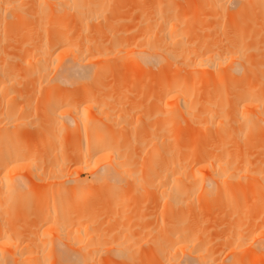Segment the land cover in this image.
<instances>
[{"label": "bare ground", "instance_id": "obj_1", "mask_svg": "<svg viewBox=\"0 0 264 264\" xmlns=\"http://www.w3.org/2000/svg\"><path fill=\"white\" fill-rule=\"evenodd\" d=\"M127 1L135 3L134 7L147 2L149 8L145 9V29L125 36L113 26L115 11L111 8L105 15L107 7L102 0H0V106L7 111L3 115L0 110V176L5 171L24 170L41 180L29 192H0H5L0 195L1 207L9 202L17 203L11 209L28 204L36 210H32L36 220L29 234L26 229L21 231L24 224L14 219L15 208L8 207L5 216L0 212V264H264V18L258 16L262 19L259 23L255 14L245 30L246 19L240 17V9L245 8L253 16L259 9L264 15V0H197L185 20L171 22L160 0ZM249 1L253 5L248 6ZM247 39H254L252 53ZM228 57L234 66L224 72L221 68ZM126 58L143 65L174 67L161 87L167 102L174 101L171 112L184 113L199 129L209 127L205 141L188 150L186 145H168L171 131L180 134L174 119L153 127L154 154L147 171L151 196L147 199L151 207H157L153 219L158 218L151 230L147 262H141L140 253L125 250L118 241L109 245L106 240V245L102 238L96 240L94 233L82 235L90 223L85 228L83 222L75 227L71 237L78 246L71 241V249L58 250L53 244L50 248L45 236L37 234L47 225L51 230L59 226L57 233L67 232L73 219L64 209L73 205L85 212L89 199L98 194L97 186L134 173L133 152L114 144L109 131L126 125L121 120L124 114L107 111L101 118H82L77 114L80 98L72 95L117 92L120 86L114 84L116 80L100 79H113L112 70ZM225 74L233 79L237 76L234 90L226 96L222 92ZM33 97L45 110L38 123L32 122L31 114L23 113ZM69 102L73 106L65 107ZM63 106L70 118L63 116L67 113ZM28 121L32 126L22 139L24 133L20 136L19 131ZM16 126L21 130L13 131ZM81 126L86 128L84 154L75 149ZM228 128L240 131L243 141L247 139L245 148L233 151L225 147ZM67 129L72 147L67 141L64 150L67 154L71 148L74 151L63 158L59 152L64 147L60 150L57 143L66 144ZM256 145L258 150L252 151ZM245 158L249 159L246 165L234 175ZM72 161L74 170L69 168ZM201 163L208 168L201 181L194 174L191 178L176 174L193 171ZM78 168L101 183L88 190L78 188ZM252 171L260 182L257 203L252 202L254 207L247 204L240 212L236 198L242 193L237 189ZM72 181L75 186L68 184ZM205 181H209L207 185ZM58 186H64V191L58 193ZM230 187L235 191L229 193Z\"/></svg>", "mask_w": 264, "mask_h": 264}, {"label": "rangeland", "instance_id": "obj_2", "mask_svg": "<svg viewBox=\"0 0 264 264\" xmlns=\"http://www.w3.org/2000/svg\"><path fill=\"white\" fill-rule=\"evenodd\" d=\"M102 1L107 7L105 15L108 14V10L111 8L115 11L116 18L113 21V26L119 29L122 35H125V36L134 35L138 33L139 31L145 29V23H146L145 9L149 8L147 2H145L144 5H141L140 7H136V6L134 7L135 3L133 5V3L128 2L127 0H102ZM249 2L250 3H248V6L253 5V3H251L252 1H249ZM160 3L164 6V10L168 12V14L166 15L167 21L171 22L177 19L185 20L186 16L189 15L190 10L196 8L197 0H160ZM256 6L257 8H260L259 5H256ZM239 7L240 5L237 8H235V10H238ZM240 11H241L240 13L241 20L246 19V21L244 20L245 24H243V28L245 30L248 29V26H247L249 25L248 22L251 21L250 24H252V19H255V14L258 13L257 17L259 16L262 19L264 18V15H262L263 10L260 11V9H259V12H254V16L248 10V8L240 9ZM154 15L157 20L160 19L158 11H155ZM259 17L257 18V21L259 20L258 22L262 23L260 22L262 21V19ZM15 34L17 36L18 32H15ZM16 38H19V37H16ZM246 41H247L248 51L250 53L254 52V50L251 48V45L254 43V39H247ZM233 66H234V63L230 60V57H228V61L223 64L221 70H223L224 72H229V71H232L231 67ZM173 69L174 67H171L165 64H162V65L159 64L158 66L143 65L141 62H137L135 60L126 58L124 62L122 63V65L119 66V68L112 70L113 79H106V78L100 79V80H109V81L116 80L115 83L112 81L110 82L114 83L115 85L117 83L120 86V89H118L117 92L116 91L115 93L109 92L108 94H106V92L104 94L103 93L102 94L101 93L100 94L98 93L90 94V96L88 97L81 95L79 93L72 94L73 96L80 98V99H77V101L79 100V102L77 103L78 105L77 114L82 118L84 117L91 118V119L92 118L96 119L97 117L101 118L104 112L106 113L107 111L109 113L111 112V114H114V115L115 114L117 115L118 112L124 114L121 120H123L125 122L124 124L126 125L121 128L113 127L111 128V130L109 129V131L114 141V144H121L123 149L131 151L130 153L133 152L132 154L134 157L133 159L134 173L124 176V177H120V179H116L117 181L109 180L110 182L108 181V183L103 184L102 185L103 187H102L100 185L97 186L98 184L101 183V181H97V179H94L93 176L89 175L87 172L85 173V171H81V168H78L76 172L80 170L81 173L79 171L80 180L78 182V185L76 186H79L78 188H83V189L85 188L86 190H88V188L91 189L92 186H94L96 183L94 187L97 186L96 192H98V194H96V196H93L91 199H89V201L87 202V204L89 203V205H85L87 206V209H85L86 210L85 212L83 209H81L82 210L81 211L79 208L75 209V207L74 208L71 207L73 205H69V208L64 209L67 216L73 219L72 220L73 225L72 227L69 228L67 232L59 233L60 231H58L57 233L55 229L59 228V226L55 227L54 230H51L50 228H47L49 227L48 225L47 227L42 228L43 230H40V232H37V234L40 237L45 236L46 241L48 240L47 243L49 242L48 244L50 248L52 247L51 244H53L55 248H58V250L65 248V247L69 249L73 248L71 245L75 243L74 241L75 239L74 240L72 239L71 233L74 232L75 227L79 226V224L83 222L84 224L82 223L83 225L82 227L85 228L86 226H88L87 224L90 223V225L88 226L87 232L84 230L82 235L84 234L86 235V233L87 234L94 233L95 234L94 238L96 240H100L96 237L102 238V241H104L106 245H108L106 240L109 242V245L114 240L118 241L119 245H121L122 248H124L125 250L132 251L134 253H137L138 255L140 253L142 259L145 258V261H142V259H140L141 262H147L148 256L146 255H148L147 253L150 254L149 251L151 249L150 247L152 244L150 239H152L153 232H154V231L152 232L151 230L154 229V225H156L155 222H157V218H158L156 217V221H155V218L153 219V215L154 213H156L157 207H154L155 206L154 204L151 207V204H150L151 202L148 201L149 199H147L149 198V196H151L150 195L151 187H150V182H149L150 174H148L150 170L149 172L147 171L148 169L151 168L152 157L154 154V150L152 147V144H153L152 141L154 138V131H153L154 128L153 127L161 126L172 119L177 121L179 123V124L177 123V126L179 127H176V130H178V132L180 131L179 132L180 134L177 135L174 131H171L170 134L168 135V137L171 139V141H168V145L169 147L174 146L175 148L181 147V145L185 147L186 145L187 148L185 147V149L187 150L193 144L194 145L192 147L197 146L198 144L200 145V143L204 142L206 139L205 138L206 136L204 135H206L205 133L209 131V127L199 129V127L196 124L192 123L190 120L187 119L184 113L176 112L173 114L171 112V110L174 108L173 107L174 101L167 102L166 93L165 91L161 90V87L162 85L166 83L167 78L173 72ZM231 73L232 72L228 74L230 75ZM226 74L223 77V80L225 79L223 82L224 91H222L224 92L223 93L224 96L232 92L235 88V85H236L235 83H237L236 75H234L235 79H233V77H229V75H226ZM231 76L233 75L231 74ZM250 77H251V74H250ZM218 85L220 86V83ZM221 86H222V83H221ZM20 100L21 98L20 99L18 98L19 104L21 102ZM65 104H66L64 105L65 107L73 106V104L70 102L65 103ZM42 106L43 105L41 104V101L37 100L36 97H33L31 106L27 109H24L23 113L24 115L31 114L34 117L32 122L38 123L40 122L39 120L41 119L40 114L41 113L43 114L45 111L44 109H42ZM64 106L62 108L63 110L65 109ZM40 109H42V111ZM62 109L58 110L60 112V113L58 112V114H60L58 115L59 118H61ZM111 109L112 110L114 109L115 111L114 110L112 111ZM0 110L3 111V115H5V113L7 112L6 109L2 108L1 106H0ZM68 115L69 114L67 112L63 116L67 118L69 117ZM173 115H174V118H171ZM1 121L4 122L3 118L1 119ZM18 126H21V125H18ZM18 126H16L15 128L12 127V130L13 131L21 130V128H18ZM24 126L22 125L21 127H24L25 129L22 131H19V132H22V133H19L20 136L24 133V131L27 128L31 127L32 125H31V122L28 121L26 125ZM223 126L225 125H222L221 127ZM228 129H229L228 133H230V135L226 137L225 147L233 151H235L234 148L243 149L244 147L243 144H245L247 139L246 141H243V135L241 134L240 131L232 130L231 128H228ZM67 130H69V132L66 133V139H64L66 140V144L65 142L63 143L62 141L61 142L58 141L57 143L60 150L62 147H64V145H67V141L69 142L68 145L71 144L70 143L71 139L69 140L71 131L70 129H67ZM85 133H86V128L84 126H81L80 132H79L80 138L78 139V144H76L77 146L75 147V149L77 148L78 151H80L83 154L87 150V147L85 145V141H86ZM23 135H24L23 138L21 137L22 139L26 137L25 133ZM176 135L178 137H175ZM20 136L19 135L16 136L18 137L17 138L18 140ZM59 136L60 134L58 135V137ZM225 136H223L221 140H223ZM244 137L247 138L246 136ZM21 141L23 142V140ZM36 141H37V138H36ZM15 142L19 143L17 142V140ZM184 147H182L183 148L182 150H184ZM258 147L256 145L252 149L251 148L250 149L253 151V149L255 148V151H257ZM64 149L66 148L64 147L63 151L62 150L60 151L62 154L60 152L59 154L62 155L63 158H66L67 153L65 152ZM73 149L71 148L70 151L68 149L69 151V152L67 151L68 154L70 152L73 153L74 151ZM64 153L65 155H63ZM59 159H61V156L59 157ZM242 160H243L242 162L243 167L237 170L234 175H237L238 172H240L244 168V166L246 165V161H248L249 159L245 158ZM72 162L71 164H69L71 165L70 167L69 165L67 166L70 169L74 170L73 164L75 163L74 162L72 163ZM257 171L263 172V170H259V169H257ZM198 172L200 173L199 175H198ZM176 174L178 175L181 174L182 176L186 178H191L192 174H194V176L197 177L196 179L198 181H201L202 179L200 180V178H202V175L203 177H205L208 174V168H206L205 163H201V164H198V166L195 169H193V171H187V172L181 171V172H177ZM31 177L32 176L29 173H26L24 170L8 171V172L5 171L0 176V192L4 190L5 192L6 191L9 192L10 191L9 189H11V191H15L19 193H24L28 190H33L36 187L33 188L32 186H37L38 183H40L39 181L41 180L38 181L36 180L37 177L36 179L35 177L33 178ZM142 177H144V179H142ZM31 179L34 180V182ZM93 180L95 182H93ZM72 182L68 184L75 186V182L73 183ZM208 182L209 181H205V184L207 185ZM259 183L260 182L255 178V174L253 171L250 172L249 176L243 179L242 185L237 189V192L242 193V195L238 194L236 198V200L238 201V204L240 205L239 206L240 212L241 210L245 208L247 204H250V203L252 204V202L257 203L255 198L257 195V191L259 190ZM65 186L67 187L69 185L66 184ZM63 187L59 188L58 186V193L59 192L61 193L64 191V189H62ZM98 189L99 191H97ZM93 190L95 191V188L92 189V191ZM233 190L234 189L230 187L229 193H232L235 191ZM5 192L0 193V195L1 194L4 195ZM87 192H91V191L89 190ZM4 201L5 200H3L2 203H4ZM145 201L148 202V204L145 203ZM64 203H63V208H65L64 206H66V204ZM16 204L10 205L9 202L4 203L2 207L0 206V212L2 213L1 215L5 216L9 208L11 209L10 206L14 205L16 207ZM251 204L250 206L253 205L254 207V204L252 205ZM258 204H261V203H258ZM18 205L21 207L20 204ZM19 206H17L18 209L15 207H13L15 209L13 208H12L13 210L11 209L13 211L12 215L15 214L16 217L14 219L17 222L23 223L25 225V226L24 225L22 226L19 224L20 227H24L22 229L21 228L19 229H21V231L23 229H26V232L29 234L32 230H34L33 223H35V220H36V215H34L36 210L34 208V205L32 206V205L27 204V206H25L26 207L25 210L23 209L24 207L23 205H22V209ZM85 206L84 208H86ZM77 207L79 206L77 205ZM215 208L216 207H213L212 209L215 210ZM33 209L35 211H32ZM250 209L251 211L248 210L250 212L256 211V210H253L252 208ZM253 213H256V212H253ZM205 214L206 213H204V215ZM257 214L258 213H256V215ZM8 215L9 214L7 213L6 217H8L9 219L11 216V213L9 216ZM3 216H2V219H4L3 221L7 220L5 219L6 217L3 218ZM252 216H255V214H253ZM16 221H14V223ZM11 222L13 223L12 220ZM153 223L155 224L153 225ZM224 230L225 232H227L228 228L225 227ZM71 241L72 242L74 241V242L71 244ZM75 245L77 244L75 243ZM77 246L75 247L77 248ZM137 263L143 264L140 262H137Z\"/></svg>", "mask_w": 264, "mask_h": 264}]
</instances>
